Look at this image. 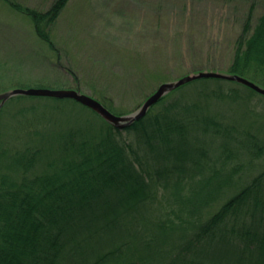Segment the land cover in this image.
I'll list each match as a JSON object with an SVG mask.
<instances>
[{
	"label": "trees",
	"instance_id": "16d2710c",
	"mask_svg": "<svg viewBox=\"0 0 264 264\" xmlns=\"http://www.w3.org/2000/svg\"><path fill=\"white\" fill-rule=\"evenodd\" d=\"M4 1L53 48L50 29L69 0H54L46 11ZM234 43L226 72L264 87V13L254 23L248 17ZM228 84L247 93L240 96ZM251 95L264 98L237 82L202 78L172 90L122 129L86 107L94 117L54 131L50 121L71 99L12 97L37 102L20 105L11 131L0 138V264H264V168L242 175L264 161V140L249 124L239 130L209 110L212 102H245ZM36 126L51 130L44 134L46 128ZM24 130L41 138L14 151L3 147L21 143ZM123 131L137 134L145 147L125 142ZM197 131L216 134L221 165L232 159L236 166L225 173L200 146ZM46 139L52 141L48 150ZM232 143L247 156L248 169ZM188 179L196 186L183 193ZM170 181L176 209L158 197V186ZM220 200L206 216L204 207Z\"/></svg>",
	"mask_w": 264,
	"mask_h": 264
},
{
	"label": "rangeland",
	"instance_id": "374dc122",
	"mask_svg": "<svg viewBox=\"0 0 264 264\" xmlns=\"http://www.w3.org/2000/svg\"><path fill=\"white\" fill-rule=\"evenodd\" d=\"M12 1L46 11L54 0ZM263 13L264 0H69L50 29L51 48L36 35L27 16L0 0V93L13 88L74 89L105 102L118 112L129 114L162 82L200 70H227L234 41L247 18L254 23ZM227 87L237 89L240 96L247 93L236 84ZM11 98L0 108L2 140L11 131V120L20 105L37 102ZM239 99L225 100L220 105L210 101L209 110L220 112L229 122L232 119L241 127L239 130L245 127L243 123L249 124L264 140V98L251 95L245 102ZM47 102L59 106L58 102ZM66 103L71 107L62 102L50 121L53 131L72 124L82 126L84 119L94 117L82 104L72 100ZM49 126L36 127L39 132L46 128L44 134H47L51 130ZM38 134L24 130L21 143L15 146L12 141L2 145L14 151L15 147L25 145L23 141L37 143L36 137L41 138ZM136 135L123 131L121 136L125 142L142 150L146 143ZM195 136L200 146L210 149V159H216L225 173L232 165L236 166L232 159L226 161L225 166L221 165L220 138L216 134L197 131ZM46 140L43 146L48 150L52 141ZM229 147L238 150L239 160L245 163L243 170L248 169L250 166L242 148L236 143ZM52 148L53 152L58 150L57 146L52 145ZM52 154L44 156L51 158ZM204 159L201 160L205 165L208 158ZM262 168L261 158L252 170L239 174L250 172L253 176ZM183 183V193L196 186V182L189 179ZM157 190L165 208L178 207L173 203L176 199L172 181L167 187L158 186ZM221 202H210L204 207L205 215L217 210Z\"/></svg>",
	"mask_w": 264,
	"mask_h": 264
},
{
	"label": "water",
	"instance_id": "95a60500",
	"mask_svg": "<svg viewBox=\"0 0 264 264\" xmlns=\"http://www.w3.org/2000/svg\"><path fill=\"white\" fill-rule=\"evenodd\" d=\"M200 78H219L236 81L264 95V87H261L255 82L237 74H228L218 71H198L189 73L174 81L161 83L155 89V91L144 100V102L139 106V108H137L134 112H131L126 115H115L96 99L73 89L54 90L45 88H13L11 90L0 93V108L7 99L16 95L48 96L60 99L70 98L92 109L97 114H99L105 121L112 124L113 126L117 128H123L128 124L144 117L148 109L171 90L185 83Z\"/></svg>",
	"mask_w": 264,
	"mask_h": 264
}]
</instances>
